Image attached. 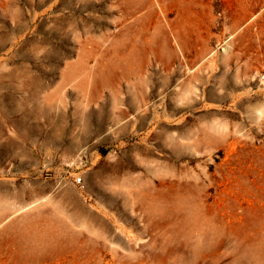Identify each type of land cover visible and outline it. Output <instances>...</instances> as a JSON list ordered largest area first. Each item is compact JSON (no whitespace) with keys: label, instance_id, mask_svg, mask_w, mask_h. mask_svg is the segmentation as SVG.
I'll return each mask as SVG.
<instances>
[{"label":"rangeland","instance_id":"374dc122","mask_svg":"<svg viewBox=\"0 0 264 264\" xmlns=\"http://www.w3.org/2000/svg\"><path fill=\"white\" fill-rule=\"evenodd\" d=\"M263 76L264 0H0V264H264Z\"/></svg>","mask_w":264,"mask_h":264},{"label":"built area","instance_id":"2783aa9c","mask_svg":"<svg viewBox=\"0 0 264 264\" xmlns=\"http://www.w3.org/2000/svg\"><path fill=\"white\" fill-rule=\"evenodd\" d=\"M263 78H264V76H263ZM79 181V180H78Z\"/></svg>","mask_w":264,"mask_h":264}]
</instances>
